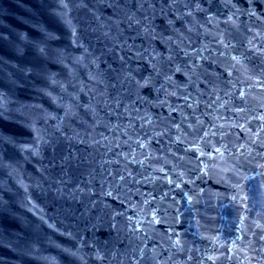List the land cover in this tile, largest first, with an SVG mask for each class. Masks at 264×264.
<instances>
[{"label": "water", "instance_id": "95a60500", "mask_svg": "<svg viewBox=\"0 0 264 264\" xmlns=\"http://www.w3.org/2000/svg\"><path fill=\"white\" fill-rule=\"evenodd\" d=\"M0 264H264V0H0Z\"/></svg>", "mask_w": 264, "mask_h": 264}, {"label": "snow or ice", "instance_id": "6c2138e0", "mask_svg": "<svg viewBox=\"0 0 264 264\" xmlns=\"http://www.w3.org/2000/svg\"><path fill=\"white\" fill-rule=\"evenodd\" d=\"M233 59H235V57H233ZM241 95H243V93H241ZM191 147H196V145H190ZM217 151H219V149H217ZM209 155H211V153H209Z\"/></svg>", "mask_w": 264, "mask_h": 264}]
</instances>
